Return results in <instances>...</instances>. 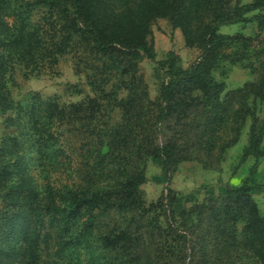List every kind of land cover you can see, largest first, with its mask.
<instances>
[{
  "label": "trees",
  "instance_id": "obj_1",
  "mask_svg": "<svg viewBox=\"0 0 264 264\" xmlns=\"http://www.w3.org/2000/svg\"><path fill=\"white\" fill-rule=\"evenodd\" d=\"M37 11L47 13L51 22L37 26L31 21ZM234 12H226L224 0H0L1 115L15 109L5 87L9 65L20 66L24 76L44 75L74 43L101 61L85 74L93 97L64 104L57 95L43 98L31 93L14 116L5 119L10 132L0 138V257L7 264H264V215L252 198L259 185L249 181L250 175L238 186L225 187L199 210V221L193 225L201 240L196 262L182 258L175 228L143 216L140 172L131 169L116 175L115 169H108L111 182L98 186L92 180L101 175L106 157L129 143L132 112L141 103L135 102L140 98L136 89H130L125 101L117 104L126 111L121 128H100L103 108L96 98L110 92L98 83L113 78L129 88L136 63L155 57L150 25L163 18L180 30L186 46H197L199 54L185 69L168 54L156 98V120L163 122L185 109L187 99L179 103L174 98L187 90L199 91L207 105L217 104L223 84L211 70L225 61L237 62L236 53L228 51L232 43L243 40L240 34H220L219 27L243 20L264 31V0H252ZM250 12L253 15L245 18ZM255 53L259 78L246 88L264 102V45ZM68 91L79 92L76 85ZM150 126L152 134L154 122ZM263 137L264 124L251 114L240 161L264 156ZM77 146L83 149L80 155ZM133 146L136 155L143 150L140 142ZM171 151L156 150L164 168L171 165ZM77 157L86 166L82 181L62 182L60 172ZM31 170L39 171L41 185L34 183ZM211 241L220 244L216 253L210 251ZM230 250L246 254L245 259L226 255L218 263L208 258Z\"/></svg>",
  "mask_w": 264,
  "mask_h": 264
},
{
  "label": "rangeland",
  "instance_id": "obj_2",
  "mask_svg": "<svg viewBox=\"0 0 264 264\" xmlns=\"http://www.w3.org/2000/svg\"><path fill=\"white\" fill-rule=\"evenodd\" d=\"M224 1L226 12L233 15L238 7L249 4L252 0ZM253 13L244 16L248 18ZM31 21L37 26H46L51 19L47 13L37 11L32 15ZM150 31L155 57L153 60L141 58L136 63L134 70L130 72L133 79L129 88L122 85V81L113 78L109 82L98 83L107 93L110 92L109 96L98 93L96 98L103 108L98 121L100 128L107 129L112 125L121 128L126 111L119 109L117 104L125 101L130 89H136L140 98H136L135 102L141 103L138 111L132 112L135 117L132 118V129L128 133L129 143L126 142L125 147L115 148L117 150L112 152L113 155L106 157L101 175L92 180L98 186L111 182L108 169H115L116 175L119 171L123 173L131 169L140 172L144 176V181L138 188L140 200H143V216L159 226L175 228L181 240L182 258L185 262H196L200 260L198 253L201 240L193 233V225L199 221V210L205 209L206 204H211L214 198L219 197L225 187L238 186L250 175L249 181L259 185L252 198L259 213L264 215V156L258 160L248 157L240 161L241 150L247 144L251 114L264 124V102L253 97L246 88V84L254 83L259 78L255 52L264 45V31L258 32L254 22L243 20L220 26V34L230 37L240 34L243 40L237 44L232 43L228 51L235 52L240 61H225L211 70L217 82L223 84V89L218 94V103L207 105L201 100L202 94L199 91L187 90L183 97L174 98L179 103L187 99V107L175 111L163 122L155 118L159 84L164 77L163 63L168 54H172L181 68H189L196 60L199 48L186 46L180 30L173 29L163 18L155 19L150 25ZM100 63L101 61L90 57L83 47L74 43L59 58L56 66L44 75L24 76L20 66L9 65L5 74V87L15 109L4 115L0 114V138L10 132L5 119L14 116L18 106L24 105L31 93H37L43 98L57 95L64 104L82 102L93 97L95 93L89 89L85 74L90 67ZM73 85L77 86L79 92L69 94L68 88ZM153 122L155 129L151 134L148 130ZM135 142L142 144L140 147L143 150L138 155L133 146ZM162 147H170L172 150L173 158L168 168H164L161 159L156 156L157 148ZM77 148L76 154L80 155L83 149L79 146ZM133 153V156L128 155ZM79 159L77 157L75 163L67 164L62 169L59 174L62 182L78 184L82 181L86 166ZM30 175L35 184H42L43 178L39 171L31 170ZM169 202L171 204L166 205ZM209 244L212 246L210 251L216 249V253L220 249V244L212 241ZM215 253L208 258H213L218 263L226 255L234 260L240 257L244 260L246 255L231 250L220 257ZM0 264L7 263L0 257Z\"/></svg>",
  "mask_w": 264,
  "mask_h": 264
}]
</instances>
